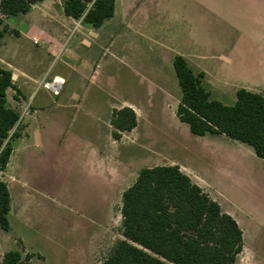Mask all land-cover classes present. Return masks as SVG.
Segmentation results:
<instances>
[{
    "label": "rangeland",
    "instance_id": "obj_1",
    "mask_svg": "<svg viewBox=\"0 0 264 264\" xmlns=\"http://www.w3.org/2000/svg\"><path fill=\"white\" fill-rule=\"evenodd\" d=\"M1 18L0 29L7 24ZM88 27L75 22L60 53L45 58L50 77L24 95L10 91L20 137L0 170L12 199L11 229L0 226V263L21 250L32 264H99L123 238V190L144 167L178 165L242 228L236 264H264V159L225 135L191 133L176 115L182 90L174 68L183 56L225 105H234L241 88L264 93V0H116L114 17L99 29L102 45L81 42ZM4 41L0 55L18 65L45 51L23 39L15 55L9 50L18 40ZM73 53L97 66L94 81L65 66ZM59 72L65 83L54 95L44 84ZM124 101L138 125L114 141L110 112Z\"/></svg>",
    "mask_w": 264,
    "mask_h": 264
},
{
    "label": "trees",
    "instance_id": "obj_2",
    "mask_svg": "<svg viewBox=\"0 0 264 264\" xmlns=\"http://www.w3.org/2000/svg\"><path fill=\"white\" fill-rule=\"evenodd\" d=\"M43 0H0L2 18L26 14ZM68 17L101 27L115 15L116 0H62ZM7 33L0 29V47ZM174 68L182 90L176 115L197 136L218 135L250 146L264 159V93L241 88L234 105L212 99L204 85V72H195L176 55ZM14 88L12 71L0 62V170H5L20 137L15 130L21 114L8 104ZM115 140L138 125L133 108L114 109L110 120ZM11 193L0 181V226L11 229ZM121 235L100 264H236L244 249V232L237 220L178 165L142 168L136 181L122 194ZM32 255L6 252L0 264H32Z\"/></svg>",
    "mask_w": 264,
    "mask_h": 264
},
{
    "label": "crops",
    "instance_id": "obj_3",
    "mask_svg": "<svg viewBox=\"0 0 264 264\" xmlns=\"http://www.w3.org/2000/svg\"><path fill=\"white\" fill-rule=\"evenodd\" d=\"M61 1L62 0H59V4L61 7L60 9L56 5L53 6V4H56V0H43L41 2L34 3L32 5L31 10L27 12L26 14L12 16L15 18H18L19 16H23L21 17V19H18V22L16 25H13L9 22L11 17L6 18L7 25L10 27L11 33L6 34L5 37L7 36H10L12 38L15 37L18 40V41L11 42V45H10L11 49L9 50L10 53H15L16 55L17 51L20 52L22 47L19 41L23 39L31 42L37 48L45 47V51L43 52L40 51L39 56L32 57L30 55L28 56L27 54H25L27 56H25L24 63L20 65L15 64V62H10V60H8L6 56L0 55V62L2 66L12 71L13 75H15V77L13 78L14 88H9L7 90L8 104L9 106L13 108H16V107L13 106L10 101V97H9L10 91L15 90L16 89L15 86H16L17 87L16 90L23 94L24 91L27 92L28 90H30L33 87V85H35L38 81L44 80L45 77H50L48 76V70H47L48 68L44 60L47 56L54 57L60 53L64 45L63 43L66 40V36L69 34L70 27L75 22L77 23L78 21L71 17H68L65 14L63 3ZM101 27L93 28L89 26L88 29L85 31V33L82 35L81 42H84L85 44L86 42H88V44L86 45L89 48H93L94 46H97V45H102V43L106 39V32L104 30L99 31ZM90 34L93 36L92 38L89 37ZM5 37L2 40V46L0 47V50L2 47L7 46L6 42L4 41ZM34 40H37L38 43H35ZM106 48L108 49V47ZM221 57L223 60L231 61V58L225 54H222ZM64 64L69 70H71L74 74H76V76L83 78L85 80L94 81L93 77L96 76V73L94 75L93 71L97 69V66L93 64L90 58H87V57L85 58L84 56L73 53L71 57L65 58ZM58 79H62L63 85H64L65 78L63 74H61L60 72L53 74L52 81L46 80L45 82L50 83ZM73 95L75 98V102L78 103L76 99L80 98V96H78L77 93H74ZM125 105H128V103L124 101L122 102L121 106H117V107L122 108V107H125ZM128 106L133 108L130 104ZM117 107L115 106L112 107L111 112H110L111 117H112L113 110L116 109ZM110 120H109V125H108L109 127H111ZM111 131H113V128ZM36 135H39V140L37 144L40 145L42 142L41 132L37 130ZM113 140L116 141L114 137H113ZM13 154H14V151H13ZM13 154L11 156V160H12ZM92 156L95 161L96 147L95 149H93ZM11 160L9 162V165L11 163ZM94 170H95V166H94ZM126 189H124L123 192ZM121 202H122V199H121ZM11 210H12V202H11Z\"/></svg>",
    "mask_w": 264,
    "mask_h": 264
},
{
    "label": "built area",
    "instance_id": "obj_4",
    "mask_svg": "<svg viewBox=\"0 0 264 264\" xmlns=\"http://www.w3.org/2000/svg\"><path fill=\"white\" fill-rule=\"evenodd\" d=\"M35 43H38L37 40H34ZM48 89H50V91L54 94V95H58L62 85H63V81H57L54 80L53 82H45L44 84Z\"/></svg>",
    "mask_w": 264,
    "mask_h": 264
},
{
    "label": "bare ground",
    "instance_id": "obj_5",
    "mask_svg": "<svg viewBox=\"0 0 264 264\" xmlns=\"http://www.w3.org/2000/svg\"><path fill=\"white\" fill-rule=\"evenodd\" d=\"M57 81H62V79H58Z\"/></svg>",
    "mask_w": 264,
    "mask_h": 264
},
{
    "label": "water",
    "instance_id": "obj_6",
    "mask_svg": "<svg viewBox=\"0 0 264 264\" xmlns=\"http://www.w3.org/2000/svg\"><path fill=\"white\" fill-rule=\"evenodd\" d=\"M15 77V75H13V78Z\"/></svg>",
    "mask_w": 264,
    "mask_h": 264
}]
</instances>
